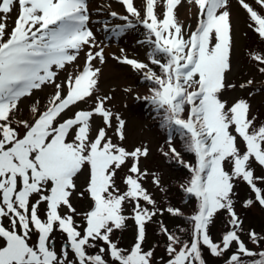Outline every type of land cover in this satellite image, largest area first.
Here are the masks:
<instances>
[{"label":"snow or ice","instance_id":"obj_1","mask_svg":"<svg viewBox=\"0 0 264 264\" xmlns=\"http://www.w3.org/2000/svg\"><path fill=\"white\" fill-rule=\"evenodd\" d=\"M119 2L128 13L119 18L127 23L111 32L119 35L142 24L147 30L146 42L152 45L150 62L159 67L160 74L127 56L117 59L152 84L150 95L137 98L163 113L161 127L169 131V152L164 155L171 153L188 169L190 179L181 187L196 200L189 241L160 224L167 239L166 264H206L202 249L219 257L233 243L237 251L227 264H246L244 257H254L250 264H264V251L248 249L238 235L242 221L232 198L235 182L242 180L264 206V189L256 183L264 182V176H255L252 168L253 163L264 168V124L255 125L246 100L228 106L220 98L225 88L236 87L226 84L233 44L229 0H187L198 9L197 27L187 38L174 14L181 0H163L162 19L156 11L160 0H143V16L134 0ZM254 2L259 11L246 0H238L248 15V27L264 42V0ZM17 7L9 32L8 17ZM110 15L118 16L116 12ZM89 23L88 0H0V264H109L106 255L111 264H152L154 251L142 247L145 224L159 211L142 184L148 173L141 170L140 161L149 155V149L141 146L129 151L113 142L107 130L112 129L124 141L126 122L105 106L111 97L97 96L90 110H78L61 119L62 114L93 97L100 73L93 61L105 62L103 48L92 51L97 45ZM84 49L82 70L57 83L58 70L76 61ZM252 59L264 74V55L253 54ZM252 83L249 80L247 85ZM46 85L53 86L54 93L44 110L37 102L31 108V119H15L21 100ZM93 117H100L104 127L94 131ZM173 133L184 139L187 151L194 154V164L184 162L171 146ZM226 164H231L230 172ZM122 166L128 168L123 178L125 191L116 185ZM85 168L92 206L83 214L81 230L71 198L75 178ZM153 183L159 186V177L154 176ZM126 203L132 205L131 218L137 226L136 242L130 249L118 247L111 239L129 219L124 215ZM252 203L247 200L245 207ZM220 210L228 213L231 230L217 244L209 235V225ZM166 211L182 215L180 209ZM57 230L66 237L59 253L52 239ZM33 234L37 237L34 242ZM248 235L254 244L264 240L254 231ZM89 249H96L95 254Z\"/></svg>","mask_w":264,"mask_h":264},{"label":"rangeland","instance_id":"obj_2","mask_svg":"<svg viewBox=\"0 0 264 264\" xmlns=\"http://www.w3.org/2000/svg\"><path fill=\"white\" fill-rule=\"evenodd\" d=\"M246 2L256 7L259 11L254 0H246ZM88 4L90 11L89 27L94 33L97 45L92 51H98L103 48L105 62L100 63L98 59L93 61L94 67L100 69L98 85L93 97L88 103H80L78 106L73 107L71 111L62 114L61 119L70 118L78 110H90L94 107L97 96L101 98L111 97L105 102V106L113 113H118L126 122V138L124 141H119L112 129L107 130L108 135L113 137V142L121 144L129 151L141 146L149 149V155L146 158H141L140 161L141 170H146L148 173L142 184L151 194L155 201V208L159 211L151 221L145 224V240L142 247L144 251H154L152 264H166L169 258L166 252L167 239L160 231V224L165 225L170 232L175 233L185 242L191 238L192 222L190 217L194 214L196 200L191 195L186 194L181 187L187 183L191 174L171 153L167 157L164 155L165 152H169V132L161 127L163 113L160 112L158 114L153 110V106L143 99L137 98L150 95L152 84L144 80L141 72L133 70L131 66L121 63L117 59L118 57L127 56L129 59L148 64L152 69L153 64H151L148 55L152 45L147 43L145 39L147 30H142L141 24L137 23L135 27L128 28L119 35H115L111 30L127 23L119 17L128 15L119 0H88ZM142 4L143 0H134V5L140 9L143 16ZM228 10L230 11L233 44L230 56V69L226 73V84L235 85L236 87L225 88L220 98L226 101L228 106H231L237 100H246L250 105V118H256L255 125L258 127L264 124V74L259 73L257 62L252 59V55L258 54L257 51H262V55H264L263 43L258 36H254L248 27V15L238 3V0H229ZM156 11L159 18L162 19L165 11L163 0H160ZM111 12H116L118 16H111ZM197 12L196 6L190 5L187 0H181L180 4L174 9L177 22L183 26L185 38L197 27ZM17 15L18 7L14 8L8 17L7 30L9 32L14 26ZM130 19L136 23L135 18L130 17ZM86 51L87 49L82 50L76 61L66 65L64 69L58 70L57 83L65 81L69 74L75 76L82 70ZM157 70L158 72L156 73L160 74L159 67H157ZM249 80L253 82L251 85H247ZM241 84H245L246 87L241 88ZM53 93V86L46 85L40 90H35L31 96L23 98L19 103V112L15 119H31L32 117L27 118L29 113H26L31 112L32 106L37 104V102L40 110L43 111L47 106L45 103L48 104ZM91 124L94 131L99 127H104L100 117H93ZM18 130L21 133L23 132V129ZM170 143L180 153V158L184 162L195 163L194 154L187 151L184 139L181 136L175 139L173 134H171ZM252 168L255 176H264V168L255 163L252 164ZM226 171H231V164H226ZM127 174V166H122L117 171L116 185L121 191L126 190L123 178ZM154 176L159 177V186L153 183ZM87 182L88 171L85 168L75 178L76 191L71 198V203L79 214L75 216V221L81 225V230L84 225L83 214L89 211L92 206V201L86 192ZM256 183L258 187L264 189V182L256 181ZM81 192L84 193L83 196L80 195ZM232 198L235 212L240 221H242V230H238L240 239L253 252L264 251V240L259 244H254L248 235L250 231H254L260 237H264V206L256 202L255 195L249 185L242 180L235 182ZM247 200H252L253 203L245 207ZM145 206L152 207V205ZM169 207L180 209L182 215L174 216L169 214L166 211ZM64 211L66 212L67 210L65 209ZM40 215L42 217L44 215L43 205L40 209ZM124 215L128 216L129 219L126 220L122 229L114 231L111 239L117 243L118 247L130 249L136 242L137 237V226L134 219L131 218V204H125ZM229 220L230 217L224 210L218 211L213 216L209 225V235L215 243L219 244L222 236L231 230ZM4 223L7 225L8 221L5 220ZM36 238V235L33 234L32 241L34 242ZM52 239L55 242V250L59 253L63 247L62 243L66 242V237L57 230L53 232ZM89 251L95 254L96 249H89ZM236 251L237 246L233 243L230 249L222 256H213L206 248L202 249V256L206 264H227L229 257ZM69 258H72L71 255ZM105 259L109 260V264H111L110 256L106 255ZM243 259L246 264H250L254 257H244Z\"/></svg>","mask_w":264,"mask_h":264},{"label":"trees","instance_id":"obj_3","mask_svg":"<svg viewBox=\"0 0 264 264\" xmlns=\"http://www.w3.org/2000/svg\"><path fill=\"white\" fill-rule=\"evenodd\" d=\"M251 32L254 34V36H257L252 30H251ZM262 42V41H261ZM263 44V47H264V42H262ZM151 51V48L149 49V52ZM258 52V54H261L262 55V51H257ZM161 59H163L162 57H161ZM157 65H153V67H152V70L153 71H155V72H158V70H157ZM159 72H160V69H159ZM45 105H46V103H45ZM29 113V114H28ZM26 114H28V117L27 118H29V117H32V113L31 112H27ZM30 119V118H29ZM158 120H160V119H158ZM164 129H166V128H164ZM167 130V129H166ZM168 131V130H167ZM169 132V131H168ZM173 136L175 137V139L176 138H180V135L179 134H175V133H173ZM174 160V159H173ZM177 165H179V163H177Z\"/></svg>","mask_w":264,"mask_h":264},{"label":"water","instance_id":"obj_4","mask_svg":"<svg viewBox=\"0 0 264 264\" xmlns=\"http://www.w3.org/2000/svg\"><path fill=\"white\" fill-rule=\"evenodd\" d=\"M66 243H63V245H65Z\"/></svg>","mask_w":264,"mask_h":264}]
</instances>
